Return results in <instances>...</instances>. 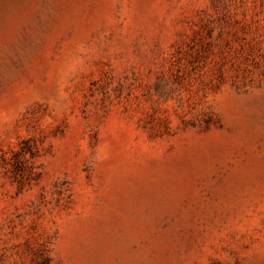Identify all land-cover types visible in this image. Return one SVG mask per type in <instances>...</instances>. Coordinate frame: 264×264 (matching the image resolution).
<instances>
[{
    "label": "rangeland",
    "instance_id": "1",
    "mask_svg": "<svg viewBox=\"0 0 264 264\" xmlns=\"http://www.w3.org/2000/svg\"><path fill=\"white\" fill-rule=\"evenodd\" d=\"M0 264H264V0H0Z\"/></svg>",
    "mask_w": 264,
    "mask_h": 264
}]
</instances>
